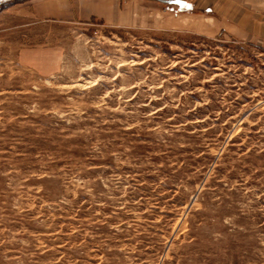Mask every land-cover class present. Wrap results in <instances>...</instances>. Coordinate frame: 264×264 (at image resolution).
Segmentation results:
<instances>
[{
	"label": "rangeland",
	"instance_id": "rangeland-1",
	"mask_svg": "<svg viewBox=\"0 0 264 264\" xmlns=\"http://www.w3.org/2000/svg\"><path fill=\"white\" fill-rule=\"evenodd\" d=\"M28 2L0 0V264H264V0Z\"/></svg>",
	"mask_w": 264,
	"mask_h": 264
},
{
	"label": "crops",
	"instance_id": "crops-1",
	"mask_svg": "<svg viewBox=\"0 0 264 264\" xmlns=\"http://www.w3.org/2000/svg\"><path fill=\"white\" fill-rule=\"evenodd\" d=\"M26 2L30 4L28 15L33 21L64 22L84 26L96 23L113 28H133L138 18L137 12L142 10L178 16L196 6L195 0H26ZM206 9L213 14L212 7L207 6Z\"/></svg>",
	"mask_w": 264,
	"mask_h": 264
},
{
	"label": "built area",
	"instance_id": "built-area-1",
	"mask_svg": "<svg viewBox=\"0 0 264 264\" xmlns=\"http://www.w3.org/2000/svg\"><path fill=\"white\" fill-rule=\"evenodd\" d=\"M96 33V32H95Z\"/></svg>",
	"mask_w": 264,
	"mask_h": 264
}]
</instances>
